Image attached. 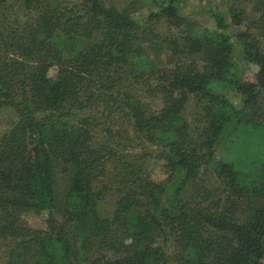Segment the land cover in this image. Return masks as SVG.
I'll list each match as a JSON object with an SVG mask.
<instances>
[{
	"label": "trees",
	"instance_id": "obj_1",
	"mask_svg": "<svg viewBox=\"0 0 264 264\" xmlns=\"http://www.w3.org/2000/svg\"><path fill=\"white\" fill-rule=\"evenodd\" d=\"M114 1L0 0V110L17 118L0 135L3 264H264V0H230L235 34L190 0ZM140 143L163 183L123 151Z\"/></svg>",
	"mask_w": 264,
	"mask_h": 264
},
{
	"label": "rangeland",
	"instance_id": "obj_2",
	"mask_svg": "<svg viewBox=\"0 0 264 264\" xmlns=\"http://www.w3.org/2000/svg\"><path fill=\"white\" fill-rule=\"evenodd\" d=\"M117 7L126 6L125 0L114 1L113 4ZM231 1L230 0H190L184 5L183 12L185 14H190L192 19H196L201 25L205 27H212V20L209 11L216 10L223 15L225 23L230 27V34H235L239 31H244L245 26H241L238 29L231 26L229 11H230ZM148 15V9L145 6L141 8L139 12L135 15L136 18H145ZM166 51L153 52L149 51L147 54L148 60L156 65H163L165 60ZM244 75L248 78H252L255 70L251 67H244ZM53 72L50 73V75ZM230 100L236 105L241 104V97L236 94H228ZM150 108L153 111L158 110L161 107V102L156 98H147L145 100ZM198 107L195 100H191L187 105V108L184 112L185 120L191 125L192 128L196 125ZM17 121L16 116L10 109L0 110V135H3L9 132L13 124ZM99 140L103 139V132H98ZM133 156V159H138V157L145 158V168L146 174L151 177L154 182L163 183L167 179V175L163 168V161L155 159L156 154L159 153L158 149L155 147L149 146L146 143H140L134 146L128 145L123 148V151L126 154ZM154 153V154H153ZM153 155V156H152ZM218 157V153H216ZM154 157V158H153ZM143 160V159H142ZM110 168V167H109ZM59 176V185L62 187L63 181L62 176ZM114 194L108 192L105 200L100 204V211L104 215L109 216L113 209ZM23 220L28 223L34 229L45 230V216L44 215H35L33 213H24L22 215ZM10 248V244L4 240H0V264L5 262L6 254Z\"/></svg>",
	"mask_w": 264,
	"mask_h": 264
}]
</instances>
